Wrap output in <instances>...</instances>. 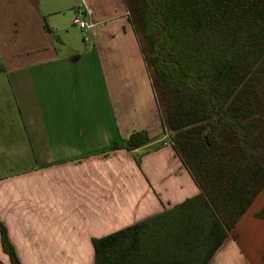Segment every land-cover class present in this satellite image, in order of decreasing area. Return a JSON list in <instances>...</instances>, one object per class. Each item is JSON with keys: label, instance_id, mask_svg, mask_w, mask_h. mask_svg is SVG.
I'll return each instance as SVG.
<instances>
[{"label": "crops", "instance_id": "1", "mask_svg": "<svg viewBox=\"0 0 264 264\" xmlns=\"http://www.w3.org/2000/svg\"><path fill=\"white\" fill-rule=\"evenodd\" d=\"M79 1L0 0V223L20 264H94L93 239L199 193L126 1ZM136 130L149 141L127 150ZM254 200L206 264H264V248L248 257L236 230L262 231Z\"/></svg>", "mask_w": 264, "mask_h": 264}, {"label": "trees", "instance_id": "2", "mask_svg": "<svg viewBox=\"0 0 264 264\" xmlns=\"http://www.w3.org/2000/svg\"><path fill=\"white\" fill-rule=\"evenodd\" d=\"M125 1L199 193L93 239L94 264H206L264 187V0ZM148 141L136 130L124 148ZM0 238L20 264L1 223Z\"/></svg>", "mask_w": 264, "mask_h": 264}, {"label": "rangeland", "instance_id": "3", "mask_svg": "<svg viewBox=\"0 0 264 264\" xmlns=\"http://www.w3.org/2000/svg\"><path fill=\"white\" fill-rule=\"evenodd\" d=\"M79 2H80L79 0H72V4H77ZM69 11H71L72 18H73L75 16L74 9L71 8ZM71 26L73 29L68 30L69 34L71 36H73L74 39L79 44H83V40H82L83 39L82 38L83 33H82V31L81 30L77 31L75 28L76 25H74V24ZM146 64H147V68L149 71V75H150L153 87L155 89V93H156L157 97H159V99L161 100V95H160L161 87L159 86V81L157 80V77L155 76L154 70L148 61ZM262 201H264V187L261 190V192L259 193L258 197L254 200V205H252V206L257 207ZM254 227H256V226H254V224L252 222H246V223H241L240 225H238V227L236 229L237 232H240V230H241V235H242L241 239L238 242L240 243V241L241 242L246 241V243L249 245V248H248L249 250L245 249L247 252H250L248 257H251L252 255L253 256L257 255L258 250L261 248H264V227H263L261 232H260V230H257V233L255 232V230H253ZM234 229H235V227L233 228V230ZM255 252H256V254H255Z\"/></svg>", "mask_w": 264, "mask_h": 264}, {"label": "built area", "instance_id": "4", "mask_svg": "<svg viewBox=\"0 0 264 264\" xmlns=\"http://www.w3.org/2000/svg\"><path fill=\"white\" fill-rule=\"evenodd\" d=\"M81 12H77V14L72 18V22L77 24L80 28H84L86 25L84 22L80 20ZM163 145H167V141L162 142Z\"/></svg>", "mask_w": 264, "mask_h": 264}]
</instances>
